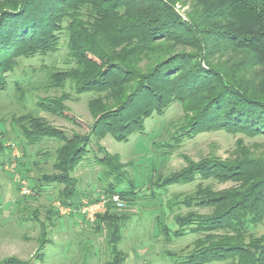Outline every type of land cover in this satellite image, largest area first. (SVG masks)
<instances>
[{
  "label": "trees",
  "instance_id": "1",
  "mask_svg": "<svg viewBox=\"0 0 264 264\" xmlns=\"http://www.w3.org/2000/svg\"><path fill=\"white\" fill-rule=\"evenodd\" d=\"M186 2L188 10L181 14L176 5ZM62 33L67 37L66 67L47 69L46 85L100 98L88 104L95 120L84 136L67 138L29 114L12 123L23 156L16 167L25 180L32 179L22 161L30 163L29 148L43 140L63 143L55 151L59 173L29 182L35 196L46 185L62 186L59 201L78 211L86 195L76 188L72 174L88 161L105 169L99 177L105 186L89 203L114 194L122 201H137L136 187L118 157L107 154L99 141L107 135L117 142H127L135 133L145 135V120L163 114L172 103L181 105L183 116L168 141L155 147L162 155L211 130L264 136V0H0V93L7 90L17 59L54 53ZM13 85L23 97L20 83ZM36 104L63 116L61 99ZM9 153L0 143V160ZM238 155L227 161H190L180 172L150 181L153 199L172 184L197 179L236 183L180 201L184 207L208 208L207 215H174L178 202L166 200V212L156 218L164 241L198 235L193 252L181 262L168 256L174 262L264 264V235L255 234L264 220V157L243 148ZM170 214L171 224L166 220ZM126 219L105 215L101 223L117 232Z\"/></svg>",
  "mask_w": 264,
  "mask_h": 264
},
{
  "label": "rangeland",
  "instance_id": "2",
  "mask_svg": "<svg viewBox=\"0 0 264 264\" xmlns=\"http://www.w3.org/2000/svg\"><path fill=\"white\" fill-rule=\"evenodd\" d=\"M176 8L183 14L188 10L187 2L176 5ZM66 44L67 37L62 33L54 53L17 59L13 71L7 77V90L0 93V143L10 149V155L6 154L0 160V264H179L171 257L181 262L193 252L190 250L198 235L187 233L182 238L164 241L157 230L156 218L161 212H166V200L173 198L178 202L179 207L174 209V215H207L211 213L208 208H188L180 201L195 198L206 189L222 192L235 187L236 183L197 179L188 184H172L165 192L156 189L155 193H164L156 194L153 199L150 181L157 176L165 178L178 173L190 161L213 158L227 161L236 158L242 148L253 156L264 157V136L249 137L244 133L232 134L223 129L211 130L196 134L169 155H162L155 147L168 141L183 116L181 105L172 103L163 114H153L152 118L145 120V135L135 133L127 142H117L107 135L99 141L107 154L118 157L123 173L134 183L135 195L139 199L132 203L121 200V207L107 202L104 209L95 214L93 221H87L77 210H74V214L61 215L56 204H61L58 197L62 186L46 185V190L35 196L32 191L29 195H23L20 183L28 186L31 180L42 175L58 174L59 171L55 169V151L63 143L43 140L36 147L29 148L30 163L25 161L26 158L22 161L27 162L32 179L25 180L16 167V160L23 156L12 123L29 114L67 138L88 134L95 120L88 104L91 100L99 99V95L75 94L68 86L49 88L45 83L47 69L62 70L66 67ZM15 82L20 83L18 87L24 91L23 97L15 90ZM49 99H61L63 116L50 114L37 107L38 101ZM90 147L95 152L93 143ZM89 157V163H92V155ZM103 172L105 169L97 165L89 166L88 161L75 169L72 178L76 179V188L86 195L81 203L96 198L104 188L105 182L99 180ZM105 215H125L128 219L115 232L101 223ZM166 220L171 224L172 214L167 215ZM112 222L114 224L115 221ZM99 224L104 227L96 229ZM255 234L264 235V220L255 227Z\"/></svg>",
  "mask_w": 264,
  "mask_h": 264
},
{
  "label": "built area",
  "instance_id": "3",
  "mask_svg": "<svg viewBox=\"0 0 264 264\" xmlns=\"http://www.w3.org/2000/svg\"><path fill=\"white\" fill-rule=\"evenodd\" d=\"M21 184V193L23 195H29L31 194V191L27 187L25 183ZM107 202H112L118 207L123 206L121 202V199L118 195L114 194L111 196H108V198L101 196L96 202L94 203H88L86 201L81 203V206L79 207L78 213H80L81 216H83L87 221H93L95 214L99 211H102L104 209V204ZM57 210L61 215H68L71 213H74V210L71 207L63 206L62 204L57 203L56 204Z\"/></svg>",
  "mask_w": 264,
  "mask_h": 264
}]
</instances>
